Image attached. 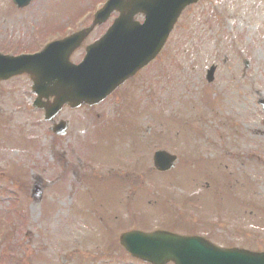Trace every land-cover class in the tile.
<instances>
[{
  "label": "rangeland",
  "instance_id": "obj_1",
  "mask_svg": "<svg viewBox=\"0 0 264 264\" xmlns=\"http://www.w3.org/2000/svg\"><path fill=\"white\" fill-rule=\"evenodd\" d=\"M93 1L19 9L0 0V52L36 50L53 29L87 25L91 13L73 18L94 11ZM29 83L25 75L0 82V264H146L118 247L133 227L264 250V0L186 7L134 79L98 106L62 110L63 136L29 105ZM157 148L177 159L152 178L144 171ZM35 182L39 201L30 196Z\"/></svg>",
  "mask_w": 264,
  "mask_h": 264
},
{
  "label": "water",
  "instance_id": "obj_2",
  "mask_svg": "<svg viewBox=\"0 0 264 264\" xmlns=\"http://www.w3.org/2000/svg\"><path fill=\"white\" fill-rule=\"evenodd\" d=\"M12 1L17 7H22L30 0ZM193 1L195 0H108L95 13L90 26L74 33L73 36L54 41L33 55H0V79L28 73L33 81L32 89L38 93V101H35L34 105L43 107L46 119L56 115L64 103L71 107L82 103H96L157 54L181 9ZM113 9H117L120 15L118 21L112 25L111 31L119 32L122 38L129 36L131 44L119 51H129L130 58L126 54L122 55L121 64L124 65L129 59V67L119 77L105 82L109 76L106 65L116 59L118 51L106 45V35L87 46L88 56L85 55L80 64H70L68 57L92 27L104 20ZM138 11L146 13L144 24L139 25L132 21L133 15ZM123 24L126 26L125 30H122ZM120 38L115 36L109 40ZM67 41L73 42L66 50L61 49V44ZM212 71L213 67L207 73L209 80L212 79ZM99 83L102 84L98 86ZM48 95L54 96L52 103H39L42 96ZM51 130L58 135L64 134L66 122L54 124ZM174 159V155L157 151L153 161L157 169L166 170L172 166ZM31 196L35 201L41 197V187L37 182L32 186ZM120 242L132 255L152 264H165L168 260H173L175 264H264L263 253L237 248L215 250V246L203 238L183 237L163 230L151 233L125 232L121 234Z\"/></svg>",
  "mask_w": 264,
  "mask_h": 264
}]
</instances>
